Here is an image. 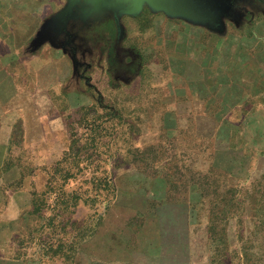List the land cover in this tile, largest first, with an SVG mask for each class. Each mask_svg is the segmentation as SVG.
Wrapping results in <instances>:
<instances>
[{"label":"rangeland","instance_id":"1","mask_svg":"<svg viewBox=\"0 0 264 264\" xmlns=\"http://www.w3.org/2000/svg\"><path fill=\"white\" fill-rule=\"evenodd\" d=\"M229 2L124 18L125 79L67 49L0 143V264H264V0Z\"/></svg>","mask_w":264,"mask_h":264},{"label":"crops","instance_id":"2","mask_svg":"<svg viewBox=\"0 0 264 264\" xmlns=\"http://www.w3.org/2000/svg\"><path fill=\"white\" fill-rule=\"evenodd\" d=\"M66 2L0 0V143L5 128L12 127L13 122L28 107L40 104V98L49 96L52 79L57 82L65 79L67 46L71 38L73 40V37L67 38L70 30L76 28L74 33L92 32L88 37L96 39L98 47L102 48L100 59L109 72L114 71L110 51L114 40L122 53L124 50H134V47L123 44L127 27L124 18L129 14H122L118 21L114 16H107L101 21L86 24L82 21L68 23L67 26L61 23L60 27L59 18L55 17L63 10ZM158 15L167 21H179L198 27L202 25L181 17H170L160 10H157ZM104 33L105 36H102ZM137 55L141 59L140 54ZM70 64L74 68L72 59Z\"/></svg>","mask_w":264,"mask_h":264},{"label":"water","instance_id":"3","mask_svg":"<svg viewBox=\"0 0 264 264\" xmlns=\"http://www.w3.org/2000/svg\"><path fill=\"white\" fill-rule=\"evenodd\" d=\"M230 0H67L65 7L55 19L59 18L60 27L90 21H101L104 17L114 16L118 21L122 14L134 15L146 5L152 10H160L170 17H181L187 21L221 30L223 17L231 8ZM118 27L121 26L118 22ZM72 41V38L71 40ZM76 65L75 55L71 56Z\"/></svg>","mask_w":264,"mask_h":264},{"label":"flooded vegetation","instance_id":"4","mask_svg":"<svg viewBox=\"0 0 264 264\" xmlns=\"http://www.w3.org/2000/svg\"><path fill=\"white\" fill-rule=\"evenodd\" d=\"M76 31V28L75 30ZM73 30H70L71 33H68L67 34V38L69 37H73V40L71 42H69L68 46H67V49L71 50V53H73L75 56H76V52H79L80 51V54H79V57L81 58L82 60V63L83 64V67H90L91 63L90 62H83L84 60L86 61L87 58H85L87 54L86 51H89V49H91V44L92 43H97V40L94 39V38H90L88 37V35H90L92 32H78V33H74ZM89 33V34H88ZM106 33L104 34H101L102 36H105ZM83 39H81L82 37ZM69 41V40H68ZM116 42L114 40L113 42V47H114V53H115V60L113 59V63H114V66H113V69L114 71L116 72V74L118 72H122L123 74L125 75H128L130 76L131 74H135V72L137 71H134V69L131 68V65L132 63L135 61L134 60V55L132 54L131 50H124L125 52L122 53L121 50L116 46ZM97 47H98V44H97ZM99 48V55H100V58H101V52H102V48L98 47ZM112 49V47H111ZM123 51V50H122ZM122 53V55H121ZM78 55V54H77ZM79 62V61H78ZM113 71V72H114ZM131 72V73H130ZM118 77H122L125 79V76L122 75L120 76L119 74H117Z\"/></svg>","mask_w":264,"mask_h":264},{"label":"trees","instance_id":"5","mask_svg":"<svg viewBox=\"0 0 264 264\" xmlns=\"http://www.w3.org/2000/svg\"><path fill=\"white\" fill-rule=\"evenodd\" d=\"M213 168H214V167H213ZM226 212H228V210H227ZM208 216H209L208 220L211 221L212 219H210V212H209ZM207 227H208V226H207ZM207 229H208V228H207ZM208 231H209V229H208Z\"/></svg>","mask_w":264,"mask_h":264}]
</instances>
